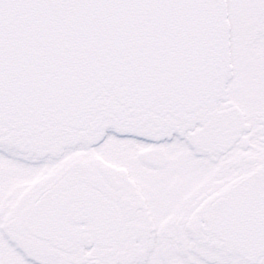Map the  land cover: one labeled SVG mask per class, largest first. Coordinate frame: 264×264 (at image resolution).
I'll list each match as a JSON object with an SVG mask.
<instances>
[{"label":"snow or ice","instance_id":"snow-or-ice-1","mask_svg":"<svg viewBox=\"0 0 264 264\" xmlns=\"http://www.w3.org/2000/svg\"><path fill=\"white\" fill-rule=\"evenodd\" d=\"M0 264H264V0H0Z\"/></svg>","mask_w":264,"mask_h":264}]
</instances>
